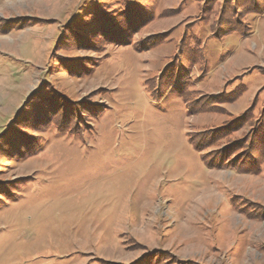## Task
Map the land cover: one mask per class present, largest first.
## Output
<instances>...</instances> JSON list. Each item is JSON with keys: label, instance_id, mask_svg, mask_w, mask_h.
<instances>
[{"label": "rangeland", "instance_id": "obj_1", "mask_svg": "<svg viewBox=\"0 0 264 264\" xmlns=\"http://www.w3.org/2000/svg\"><path fill=\"white\" fill-rule=\"evenodd\" d=\"M262 9L0 0V264H264Z\"/></svg>", "mask_w": 264, "mask_h": 264}, {"label": "trees", "instance_id": "obj_2", "mask_svg": "<svg viewBox=\"0 0 264 264\" xmlns=\"http://www.w3.org/2000/svg\"><path fill=\"white\" fill-rule=\"evenodd\" d=\"M257 9H258V8H257ZM251 13H254L255 15L257 14L258 16H259V15H260V16H263V15H264V9H262V10L252 11ZM229 33H238V34H241V35H242V34H249L250 31L248 30L247 32H246V31H243V32H242V30L240 29V27H238V26H236V25H235V26L231 25V27H230L229 30H228V34H229ZM251 33H252V31H251ZM178 79H179V78L174 77V78L172 79L173 81L170 83V84H171L170 87H172L173 85H176ZM190 141H191L192 145L194 146V149H195L198 153H202V151H203V149H204L203 145H202L200 142L194 141L193 138H191ZM203 158H204L205 161L207 160V159H206V156H204ZM207 165H208L209 168L219 167V165L214 166L213 164H210L209 162L207 163Z\"/></svg>", "mask_w": 264, "mask_h": 264}]
</instances>
